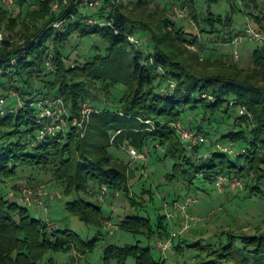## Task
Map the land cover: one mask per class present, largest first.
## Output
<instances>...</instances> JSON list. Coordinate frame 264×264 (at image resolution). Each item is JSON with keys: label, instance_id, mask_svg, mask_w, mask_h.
I'll use <instances>...</instances> for the list:
<instances>
[{"label": "trees", "instance_id": "trees-1", "mask_svg": "<svg viewBox=\"0 0 264 264\" xmlns=\"http://www.w3.org/2000/svg\"><path fill=\"white\" fill-rule=\"evenodd\" d=\"M97 1L96 9L77 0H16L15 12L0 9V68L7 77L0 96L17 99L0 112V264H171L163 255L167 250L180 264H264V43L245 39L238 46H261L247 67L234 53L209 47L235 46L249 27L264 33L263 14H249L255 27L237 31L233 7L224 17L199 6L222 0ZM241 1L260 8L256 0ZM53 2L60 4L56 13L50 11ZM174 5L186 10L184 18L176 16ZM57 21L62 24L55 28ZM58 99L65 111L60 128L48 117L38 122L46 102ZM179 127L205 142L193 145ZM128 148L147 159H134ZM153 157L170 159L167 179H182L187 190L168 215L177 232L165 224L166 215L155 223L129 215L117 229L141 236L145 244H105L96 254L110 221L98 202L123 193L136 205L129 193L132 167L148 176ZM47 174L50 180L38 190L46 207L53 200L47 188L55 184L67 199L68 215L96 229L92 239L35 217L38 207L22 201L19 186L39 188ZM218 175L235 177L242 187L226 185L220 192ZM193 188L203 196L214 189L223 201L235 200L236 208L250 206L259 225L250 233L222 229L209 239L183 236L185 218L174 216V204L186 197L198 202ZM220 211L212 217H222L224 205ZM167 242L166 249L159 247Z\"/></svg>", "mask_w": 264, "mask_h": 264}, {"label": "rangeland", "instance_id": "rangeland-1", "mask_svg": "<svg viewBox=\"0 0 264 264\" xmlns=\"http://www.w3.org/2000/svg\"><path fill=\"white\" fill-rule=\"evenodd\" d=\"M256 3L260 5V8L257 10L254 8L247 7L246 2L244 3L241 0H222L217 4L208 5L203 3L199 5L201 10L210 9L215 14H220L222 16H226L230 7L235 9L233 13L234 24L233 27L235 30H244L248 25L255 27L252 20L249 19V14H258L262 13L264 16V0H256ZM171 19L177 21V19L169 13ZM179 23V22H176ZM180 24V23H179ZM187 29L190 27L187 23L184 24ZM77 34H74V38ZM212 51L225 52L229 56L232 57V54L236 50V46L233 45H222V44H212L209 45ZM261 48V46L257 43H245L243 46L238 47L237 51L240 54V57L236 58L237 62L241 67H247L250 63V55L251 53ZM101 50H104V47H101ZM3 68H0V82L7 81V77L2 74ZM16 98L11 96L7 98V103H15ZM16 104V103H15ZM62 124V123H61ZM132 148H128L130 150ZM138 161V160H134ZM163 162H158L156 157L152 158L151 167L147 170L148 176H145L143 172L144 170H137L135 167H132V173L130 175V183H129V193L133 199H136V205H132L130 199L126 196L117 195L114 198L111 196L108 199H101L98 202L103 209V212L110 216V221L106 224V227L103 229L104 237L100 241L98 245L97 252H100L102 247L105 244H115L119 246L124 245H134L139 240L142 244H145L143 238L141 236H135L129 232L117 229L118 222L129 215L141 216V217H149L155 223L159 216H167L164 220L165 224L169 226L170 231L177 232V225H174V220L168 217L169 214L173 213L171 203L178 199L184 198L187 190L186 188H182L183 180H178L177 178H172V180L167 179V176L172 173V161L170 159H163ZM143 174V177L141 176ZM43 183L37 187L27 188L26 185L19 186V194L21 195L22 201L26 203L38 207L33 210L35 217L39 219L48 218L50 220L59 221L63 227V225H67L73 231L81 235L85 239H92L96 234V229L91 227H86L83 225L78 219L71 217L64 210L63 206L65 201L67 200L63 195H61L60 191L55 188V184L51 185L47 188V192L53 197V200L50 202V206L47 208L44 201H42V196L39 194V189L41 187H45V185L50 180V175L47 174L42 177ZM196 183H198L196 181ZM12 186V184H10ZM202 188H208L210 185L208 182H201L198 184ZM31 190V191H30ZM219 191V189H218ZM41 194V193H40ZM190 194H196L198 196V202L192 206V213H188L189 217H185V224L187 230L183 236H189L191 239H209L217 234L219 231L223 230H234L236 232L250 233L255 231L256 225L258 223L257 211L251 209L250 206L243 205L242 208H236L234 200H229L228 198L223 201L222 194L215 191L214 189L209 190V194L207 196H203L201 190L194 188L190 191ZM204 198V200H202ZM202 200V201H201ZM45 204V205H44ZM169 205V206H168ZM225 206L226 211L221 213V216H217L215 218L212 217L213 213L216 211L218 213L223 212L224 209H221L222 206ZM45 210H44V209ZM220 211V212H219ZM178 220H181L180 215H174ZM176 219V220H177ZM206 221V226L204 223ZM179 224V223H178ZM49 227L52 228L53 225L49 221ZM221 227V228H220ZM49 228V229H50ZM155 255H158V251L153 249ZM70 253L63 254L60 256V263L67 262ZM163 255L166 256L168 261L171 264H180L178 257L172 250H167L163 252ZM188 257L186 260H189Z\"/></svg>", "mask_w": 264, "mask_h": 264}, {"label": "built area", "instance_id": "built-area-1", "mask_svg": "<svg viewBox=\"0 0 264 264\" xmlns=\"http://www.w3.org/2000/svg\"><path fill=\"white\" fill-rule=\"evenodd\" d=\"M70 1L71 0H63V3L67 4ZM77 1L84 8L86 6H91L94 9H96L97 6L99 5V1H97V0H77ZM50 7H51L50 11L53 13H56L60 9V4L58 2H53V3H51ZM0 9L6 10L9 13L15 12V10H17L16 0H0ZM173 10H174V12L178 18H184L186 16V10L182 7L174 5ZM61 24H62L61 21L54 22L53 27L58 28L61 26ZM245 39L264 43V33L261 31L254 30L253 28L249 27L244 38H237L234 40L233 43L236 46V48ZM130 40H131V42L136 43L135 39L130 38ZM2 42H3V35H2V33H0V49L2 47ZM234 56H235V58L239 57L237 50L234 51ZM15 62H16L15 60L12 61V63H15ZM13 95H15V94H13ZM18 103L20 104V100H18ZM6 104H7V99L4 96H0V112H2V110H3L2 108H4L6 106ZM46 105H48V107L44 111L41 112L40 119L38 120V122L42 121L41 118L48 117V118L53 119L55 122H59V124H57L55 126V128L56 129L60 128V124L64 123L62 115L65 114L64 107H63L60 99L55 100V101H47ZM84 109L87 113L92 112V109L87 104H84ZM45 131L47 133H51L54 131V128L53 127H46ZM179 132H180V135L183 139L190 141L193 145L205 142V139L203 136L197 135L194 132H191V131H188L185 129H181L180 127H179ZM45 134L46 133H42L41 138H43L45 136ZM129 153L134 159H138V160H142V161H145L147 159L146 154L138 153L134 149H130ZM226 185H228L231 190L242 187V184H241L239 179H237L235 177H227L224 175H218L216 177V186L218 187L219 191L223 192L224 187ZM196 201L197 200L193 197H186L183 201L176 202L174 204V209H175V211H177V213L180 214V216H182L184 218L188 217L187 211ZM187 227L188 226H186V224H184V226L180 230V233L187 230ZM169 246H170V242H167L164 244L159 243L160 248L166 249Z\"/></svg>", "mask_w": 264, "mask_h": 264}, {"label": "water", "instance_id": "water-1", "mask_svg": "<svg viewBox=\"0 0 264 264\" xmlns=\"http://www.w3.org/2000/svg\"><path fill=\"white\" fill-rule=\"evenodd\" d=\"M33 41H35V39Z\"/></svg>", "mask_w": 264, "mask_h": 264}]
</instances>
